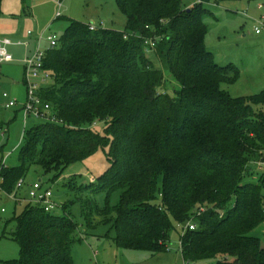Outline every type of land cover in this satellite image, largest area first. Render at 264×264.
I'll return each instance as SVG.
<instances>
[{
  "label": "trees",
  "instance_id": "16d2710c",
  "mask_svg": "<svg viewBox=\"0 0 264 264\" xmlns=\"http://www.w3.org/2000/svg\"><path fill=\"white\" fill-rule=\"evenodd\" d=\"M229 1L255 0L191 8L186 0H116L124 31L70 20L47 51L54 81L42 93L64 125L26 128L18 164L1 166L0 189L16 192L33 167L58 179L107 148L110 167L79 187L91 197L79 202L81 226L68 213L75 200L61 216L27 202L9 236L20 257L7 264H75L78 233L99 224L111 227L107 236L114 232L119 249L165 253L176 225L190 222L196 229L181 233L187 264H264V244L250 235L264 224V176L252 180L264 160V90L232 97L222 86L235 85L241 71L217 64L206 45L204 6ZM151 53L179 83L175 97L161 89L164 73ZM98 123L106 125L103 135Z\"/></svg>",
  "mask_w": 264,
  "mask_h": 264
},
{
  "label": "rangeland",
  "instance_id": "374dc122",
  "mask_svg": "<svg viewBox=\"0 0 264 264\" xmlns=\"http://www.w3.org/2000/svg\"><path fill=\"white\" fill-rule=\"evenodd\" d=\"M186 1L188 8L201 3L199 0ZM260 6H263L262 10L259 9ZM204 8L205 11H209L204 19L209 29L206 45L214 53L216 63L221 66L233 64L241 71V77L235 85H223L222 88L232 97H246L263 91L264 29L257 35L255 28L258 20L264 15V0L229 1L220 5L206 4ZM70 20L119 31H124L127 23L126 17L116 6V0H4L3 2L0 38L9 39L14 43H26L29 47L9 46L8 51L15 62L4 64L0 69V122L6 124L5 129L0 132V168L4 159L8 168L18 164L17 156L25 142V129L39 123L30 118L25 125L22 108L26 99V87L22 61L26 55L35 52L37 47L35 37L42 34L44 37L50 35L61 37ZM29 32L33 33L32 37H29ZM47 48L49 45L44 42L42 50ZM148 55H151L154 68L164 73V84L161 89L175 97L181 88L179 83L158 59L153 58V53ZM5 93L9 98L4 97ZM9 100L17 101L18 105L7 108ZM105 126L98 123L95 130L103 135ZM108 151V148L100 150L86 162L70 165L58 179L55 178V172L45 174L41 168L33 167L26 178L24 190L41 180L62 204L71 205V201H77L68 213H71L76 223L81 226L84 218L79 202L86 197L89 198L90 195L82 193L79 187L94 183L108 170L110 167ZM252 172V180H258L264 176V165L259 166V169L253 168ZM72 187L74 190L70 191ZM23 197L26 199L27 193L24 192ZM97 200L103 206V196H99ZM26 205L25 200L18 202L0 189V264H7L8 261L20 257V246L9 236L16 230V223L13 220L15 215H21ZM55 215L61 216L63 211L56 210ZM110 229V226L99 224L95 229L88 231L87 235L78 233L73 246L75 264H187L182 256L181 231L177 225L176 230L169 236V251L156 255L117 248L113 240L114 232L107 236ZM3 234H6V238H2ZM250 235L260 238L264 244V224ZM196 264H217V261H203Z\"/></svg>",
  "mask_w": 264,
  "mask_h": 264
},
{
  "label": "built area",
  "instance_id": "2783aa9c",
  "mask_svg": "<svg viewBox=\"0 0 264 264\" xmlns=\"http://www.w3.org/2000/svg\"><path fill=\"white\" fill-rule=\"evenodd\" d=\"M203 0H199L202 2ZM260 10L263 9V6L259 7ZM59 17V16H58ZM90 30L96 31L99 28L95 25H89ZM264 29V15L258 20L257 27L255 28V33L257 35L261 34ZM29 37L33 36L32 32L28 33ZM35 42L37 43L36 50L31 55H26V57L22 61L23 65V73H24V84L26 87V99L22 108V112L24 115L25 125L27 124L30 118L35 119L39 123H51V124H59L64 125V122L57 117V115L53 112V109L50 104L46 103L42 98L43 90L46 89L49 85H51L54 81V75L48 69L45 68V59L47 57V51L49 49H54L57 47L59 42V37L50 35L48 37H44L42 34L39 37H35ZM46 42L49 45V48L46 50H42V44ZM146 45H150L154 47L155 44L153 42H146ZM25 47L28 48L29 45L26 43H14L9 39H1L0 38V68L7 63L15 62L12 54L9 53L8 47ZM5 98H9L8 94H4ZM18 105L17 101H10L6 105L7 108H14ZM6 159H4V166H6ZM259 166L264 165V160L262 163L258 164ZM2 172V168H0V175ZM2 183V179L0 177V184ZM25 187V181L20 180L17 187L16 192L10 194L13 199L16 201L31 202L34 204H38L45 208V211L49 213H55L56 210L61 209L62 203L57 201L53 191L44 186L43 182L40 180L39 182H35L30 186L29 191L27 193V198H21L19 196V192H21ZM205 209H201L200 213H203ZM3 213L5 210L3 209ZM179 229L182 235L189 229L195 230L196 224L194 222H190L186 226L179 225ZM169 251V250H168Z\"/></svg>",
  "mask_w": 264,
  "mask_h": 264
},
{
  "label": "crops",
  "instance_id": "0c3cea01",
  "mask_svg": "<svg viewBox=\"0 0 264 264\" xmlns=\"http://www.w3.org/2000/svg\"><path fill=\"white\" fill-rule=\"evenodd\" d=\"M1 39H2V38H1ZM7 64H10V63H7ZM2 67H3V66H2ZM2 67H1V68H2ZM1 68H0V69H1ZM30 186H31V185L28 186V189H26V190L23 189V192L21 191V192L19 193V196H20L21 198H25V197H23L24 192H25V193H28Z\"/></svg>",
  "mask_w": 264,
  "mask_h": 264
}]
</instances>
